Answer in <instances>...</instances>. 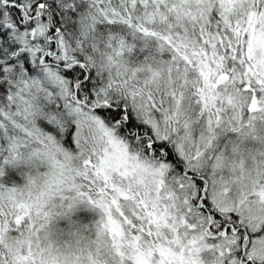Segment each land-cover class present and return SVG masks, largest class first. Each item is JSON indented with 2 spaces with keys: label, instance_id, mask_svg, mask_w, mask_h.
Segmentation results:
<instances>
[{
  "label": "trees",
  "instance_id": "1",
  "mask_svg": "<svg viewBox=\"0 0 264 264\" xmlns=\"http://www.w3.org/2000/svg\"><path fill=\"white\" fill-rule=\"evenodd\" d=\"M167 1L0 0V165L13 151L43 149L56 162L67 165L71 158L79 171L83 159L77 155L84 158L85 149L76 148L78 123L70 114L76 109L102 124L141 163L163 173V193L175 195L165 199L181 217L179 233L201 231L221 264H241L252 243L264 239V204L257 225L237 202L235 209H221L212 201L211 185L216 181L227 184L229 193L241 192L228 166L250 162L264 149V115L252 117L245 107L252 98L263 100L264 78L252 71L244 77L236 68L245 61L249 39L264 29V0L244 2L250 17L239 0H200L189 13L199 11L196 19L185 21V15L177 26L170 24L168 39L161 29L146 32L132 25L148 15L158 22L160 13L173 21L178 10L170 15ZM133 9L135 15L128 14ZM206 55L221 65L215 77L229 79L205 93L195 65ZM195 146L204 150L198 166L185 157ZM215 164L221 167L212 171ZM262 179L254 181L255 191L262 189ZM241 193L235 194L257 199L252 189ZM83 214L76 209L70 216L88 233L94 224L89 216L83 222ZM152 237L157 243L153 231ZM121 242L107 247L106 256L97 253V240L91 246L82 241L81 248L95 264H134L133 251Z\"/></svg>",
  "mask_w": 264,
  "mask_h": 264
},
{
  "label": "rangeland",
  "instance_id": "2",
  "mask_svg": "<svg viewBox=\"0 0 264 264\" xmlns=\"http://www.w3.org/2000/svg\"><path fill=\"white\" fill-rule=\"evenodd\" d=\"M245 1L239 0L238 4L250 17L251 8L247 9ZM199 2L167 1L164 6L170 15L178 10L173 21L160 13L158 22L148 15L132 25L146 32V29L151 32L161 29L166 33L165 39H168L170 24L177 26L175 23H180L185 15V21L196 19L199 11L196 15L189 13L198 10ZM128 14L135 15V10ZM182 49L175 47V52L183 53ZM242 57L245 61L237 64L236 68L243 76L245 72L252 71L264 78L263 28L249 39ZM195 66L200 74L201 91H211L217 77L216 70L221 65L216 59L212 62L206 55L204 60H197ZM261 98L263 100L255 104L252 117L264 115V97ZM245 107L250 110V102L245 103ZM70 114L76 116L75 122L78 123L75 137L77 151L85 149L84 158L77 155L78 159H83L79 163V171L71 158L67 165L62 161L56 162L43 149L38 153L25 152L21 155L13 151L7 163L0 165V257L5 258L2 264H95L93 256L81 248L82 241L91 246L102 239L97 253L106 256L105 249L122 244L121 238L133 251L134 264H221L219 254L213 253L212 247L201 245L206 240L201 231L196 234L185 229L178 232L181 217L165 199L168 193L173 199L175 195L171 191L163 193L162 177L158 178L152 168L130 154L127 147L97 120L76 109ZM32 137L34 141L42 142L40 136ZM190 150L189 156L184 154L186 159L191 161L193 158L194 166H198L199 161L203 163V148L195 146L193 150L196 153ZM57 154L63 156L60 151ZM219 167L221 164H215L212 171ZM228 170L235 174L234 184L240 186L241 192L250 188L257 199H248L247 196L242 199V196L238 197L242 194L239 190L229 193L225 188L227 184L212 181V201L222 203L220 208L225 209H235V203H239L251 216L249 219L259 225L262 221L259 204L264 202V192L258 195L259 191L254 190L253 184L264 176V149L259 151L256 159L235 161L228 166ZM158 174L163 175L161 171ZM230 194L236 200L229 199ZM167 207L170 211L166 213ZM76 209L84 211L83 222L90 214L97 218L91 231L98 234L90 236L91 231L87 233L82 222L73 220V215H70ZM170 217L176 218L170 220ZM75 227L79 230L74 232ZM152 231L157 243H152ZM133 233L137 235L133 243L128 244ZM140 245L144 246L142 250ZM80 249L76 256L73 251ZM251 253L264 256V239L252 243ZM119 256L118 261H123L124 254L119 253Z\"/></svg>",
  "mask_w": 264,
  "mask_h": 264
},
{
  "label": "flooded vegetation",
  "instance_id": "3",
  "mask_svg": "<svg viewBox=\"0 0 264 264\" xmlns=\"http://www.w3.org/2000/svg\"><path fill=\"white\" fill-rule=\"evenodd\" d=\"M217 236V234H214ZM243 257V256H242ZM253 258H256L255 256L253 255H250V257L247 258V260L243 261L241 264H264V260L263 259H259L260 261L258 260H253ZM258 259V258H256Z\"/></svg>",
  "mask_w": 264,
  "mask_h": 264
},
{
  "label": "water",
  "instance_id": "4",
  "mask_svg": "<svg viewBox=\"0 0 264 264\" xmlns=\"http://www.w3.org/2000/svg\"><path fill=\"white\" fill-rule=\"evenodd\" d=\"M226 80H227L226 76H221V77L218 78V80L216 82V85L223 84Z\"/></svg>",
  "mask_w": 264,
  "mask_h": 264
},
{
  "label": "bare ground",
  "instance_id": "5",
  "mask_svg": "<svg viewBox=\"0 0 264 264\" xmlns=\"http://www.w3.org/2000/svg\"><path fill=\"white\" fill-rule=\"evenodd\" d=\"M90 217H91V219H92V223L93 224H95L96 223V221H97V218L95 217V216H92L91 214H90Z\"/></svg>",
  "mask_w": 264,
  "mask_h": 264
}]
</instances>
